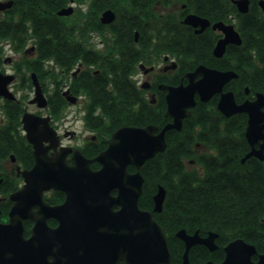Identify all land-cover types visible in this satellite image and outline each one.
<instances>
[{
  "label": "flooded vegetation",
  "instance_id": "1",
  "mask_svg": "<svg viewBox=\"0 0 264 264\" xmlns=\"http://www.w3.org/2000/svg\"><path fill=\"white\" fill-rule=\"evenodd\" d=\"M52 1L56 0H30L32 13L27 18L23 14L25 9L23 10L21 0H0V29L9 31L7 37L0 36V77L5 81L8 80L6 88L11 95L0 94V222H9V212L14 204L11 194L25 185L23 172L30 170L35 164L34 158L31 166L25 165L14 152L2 156L3 142L16 141L20 139L21 135L29 144L31 143L24 122L27 113L50 117V125L59 131L60 141L57 148L65 144L64 138L67 137L70 140L75 138V131L67 130L62 134L60 128V122L64 120L67 110L72 106L80 107L81 118L83 123L85 122L89 97L86 92L72 90L74 78L83 71H89L92 74L101 72V65H103L101 60L117 61L121 56L123 46L128 51L131 43L140 42L143 46H157L158 50L147 59L143 57L133 70L130 65H127L122 71V60L120 59L118 66H115L120 71L109 69L105 73L109 77L129 75L151 104L157 105L164 99L166 101L165 111H167L168 88L163 86L188 84L191 75L201 66L223 72L232 71L237 74L222 87L224 93H233L236 105L255 100L259 93L264 94L260 90L252 91L249 85H245L243 91L240 90L242 87L240 86L242 83L241 72L244 69L245 58L257 57L255 47L251 49H247L249 46L243 47L246 33L244 26L250 21L257 22L258 19H264V0H249L246 12L242 10L243 4L240 5L237 0H62L64 5L55 13L62 18L63 22L57 26L65 31L64 36L70 42L78 44L85 52L91 54V60H86L84 53L75 55L74 64L69 69L58 62L54 55H50L51 49H48L47 56H42L39 53L38 37L44 34L50 45L52 33L49 24L37 23L36 19H50L52 16L50 2ZM17 4L19 6L16 8ZM148 4L152 5L150 12L146 8ZM70 7L73 8L70 13H59ZM108 10L113 11L115 17L112 21L105 22L103 17ZM249 12L253 13L243 16ZM189 15H195L201 19L197 18L196 24L187 22ZM10 18L14 22H5ZM204 20H208L209 24L205 25ZM216 23H222L226 27L232 26L241 42L238 43L237 36L229 33L224 27L215 28ZM249 35L250 41L259 39L258 33L253 35L249 33ZM226 38L225 46L220 51H216L219 42H223ZM249 50L251 54L248 53ZM52 72L61 74L59 83L52 78ZM196 77L199 79L202 75ZM36 82L42 89L46 100L45 105H41L37 100L38 86ZM58 84L66 103L60 118L54 120L50 113L51 95L56 91ZM214 97H217V109L226 118L240 113L247 114L245 128L247 149L239 159L241 164L250 163L264 168V135L263 138L256 139L253 144L249 141L247 136L249 113L247 111H237L228 115L220 110L218 104L222 92L215 93L207 101L202 100L200 93L196 92V104L193 109L197 106L198 101L209 102ZM7 105L11 107L13 115L21 113V125L9 124ZM43 126L42 122L39 127ZM31 146L34 154L33 145ZM53 149H50V152ZM193 150L195 155L214 152L210 145L200 142L195 143ZM253 150L254 153L247 157ZM69 159H71V155H69ZM188 164L197 165L195 159H190ZM199 168L202 170L201 166ZM249 171L254 170L249 168ZM58 192L64 194H62L63 198L53 197ZM44 199L51 205H59L64 203L66 193L51 189L44 192ZM154 206L149 210L153 211ZM116 208L118 209V207ZM163 209L164 207L161 211L154 212V218L165 229L172 264H183L185 260L187 243L178 235L181 229H185L186 234L191 236L198 233L194 239L196 242L188 252L191 264H204L208 261L223 262L226 257L225 247L235 239H244L239 237L228 242L224 246L222 260L216 261L210 257L204 259L202 251L214 252L219 249V233L214 230L205 233L200 229L190 230L187 227L169 232L166 226H178L181 217L179 215L157 216L156 214L161 213ZM4 211H6V215L3 214ZM188 218L190 219V217ZM64 219L67 222L63 224L61 247L59 256H56V260H59L56 264H128L131 259L127 254L128 251L131 252L128 241L122 237L117 238L115 231H111L109 226L102 224L97 226L101 230L90 232L85 231L90 226L79 224L77 218L67 215L64 216ZM163 220L166 221V226L163 224ZM47 224L50 228H57L60 225V220L57 217H48ZM24 225L25 236L32 237L36 220L27 218L24 220ZM211 232L218 234L215 239L217 247L213 250L205 242ZM244 240L257 249L256 244ZM172 244L174 249L181 253V256H177L176 260L173 258ZM262 253L264 252H259L257 249L253 260L258 261L259 255ZM45 259L54 260L52 256H47ZM35 261L36 259L31 260L33 264Z\"/></svg>",
  "mask_w": 264,
  "mask_h": 264
},
{
  "label": "trees",
  "instance_id": "2",
  "mask_svg": "<svg viewBox=\"0 0 264 264\" xmlns=\"http://www.w3.org/2000/svg\"><path fill=\"white\" fill-rule=\"evenodd\" d=\"M20 3L23 10L25 9L24 16L28 18L32 13L30 0H21ZM63 5L62 0L50 2L52 12L50 19H36L37 23L49 24L52 33L50 45L45 35L41 34L38 37V47L42 56H47L48 49H51L50 55H54L58 62L69 69L74 64L75 55L84 53L85 59L91 60V54L85 52L78 44L70 42L64 36L65 31L57 26L62 24L63 20L55 12ZM18 6L19 4L16 8ZM151 7V4L146 6L148 12ZM250 13L253 12L243 16ZM5 22L14 20L10 18ZM255 22L250 21L244 26L246 33L243 47L249 46L247 49L255 47L257 57L245 58L240 90L249 85L252 91L264 92V19ZM8 32L0 29V36L7 37ZM249 33L252 35L258 33L259 39L250 41ZM130 46L128 51L122 47L121 56L115 62L101 60L103 64L101 72L92 74L83 71L73 80L72 90L86 92L89 97L85 127L94 132L96 138L88 139L81 146L85 155L89 157L96 156L106 148L112 132L124 124L144 126L153 123L162 128L171 120L165 116L164 99L157 105L151 104L129 75L109 77L105 73L109 69L120 71L115 68L120 59L122 71L127 65L133 70L143 57L147 59L158 50L157 46H143L140 42L131 43ZM248 53L251 54V51ZM52 78L59 83L61 74L52 72ZM51 99L50 113L56 120L62 115L66 103L59 90V84ZM7 110L9 124L21 125V113L13 115L9 105ZM247 118L245 113L226 118L217 109V97L209 102L198 101L192 115L184 120L183 128L167 132L166 150L156 154L142 166L145 183L140 206L152 209L154 195L159 186L164 185L167 189L164 209L156 215L181 217L178 226L167 227L166 221L163 220L169 232L187 227L190 230L200 229L205 233L210 230L219 233V249L214 252L202 251L204 259L210 257L216 261L222 260L224 246L239 237L256 244L258 251L264 252V168L250 163L241 164L239 159L247 149L245 138ZM197 142L210 145L214 152L195 155L193 146ZM3 143L2 156L14 152L25 165L33 164L32 146L23 136L20 135V139L16 141ZM191 157L196 158L202 170L188 164ZM93 167H99V163L94 162ZM249 168L254 171H249ZM129 169L136 170L134 166H130ZM62 194L58 192L53 197L61 199ZM3 214L6 215V211ZM172 253L174 260L181 256L173 244Z\"/></svg>",
  "mask_w": 264,
  "mask_h": 264
},
{
  "label": "water",
  "instance_id": "3",
  "mask_svg": "<svg viewBox=\"0 0 264 264\" xmlns=\"http://www.w3.org/2000/svg\"><path fill=\"white\" fill-rule=\"evenodd\" d=\"M237 2L243 4L244 12L248 11L249 0ZM72 9L70 7L59 13H70ZM114 17V12L108 10L104 13L103 21L110 22ZM197 18L200 17L189 15L187 22L196 24ZM204 21L205 25L209 24L208 20ZM214 27H224L237 36L232 26L216 23ZM236 40L241 42L239 36ZM226 41L227 38L219 42L216 51H220ZM197 75L202 77L198 79ZM234 76L237 74L232 71L223 72L201 66L191 75L188 84L164 85V88H168L166 115L173 117V120L161 130L155 124L122 126L113 132L108 146L94 158L87 157L79 148L61 146L58 149L60 140L56 129L50 125V117L27 113L24 117L25 129L34 147L35 164L23 172L25 185L11 194L14 204L9 212V222H0V264H33V259H36L35 264H56L59 260H56V256H59L61 247L63 224L67 222L63 218L67 215L77 218L79 224L90 226L86 230L84 228L85 231L101 230L97 226L106 224L111 231H115L117 238H125L131 248V252H127L131 258L128 264H172L163 227L156 221L152 211L143 210L139 206L145 182L141 168L148 159L167 148L168 130L182 129L183 119L191 114L189 108L196 104V92L200 93L204 101L222 92L219 109L228 115L247 111L249 141L253 144L262 137L264 94L259 93L255 100L236 105L233 93L222 91L223 85ZM7 82L0 77V94L11 96L6 88ZM36 83L37 100L45 105L42 89ZM42 122L44 126L40 128ZM52 148L55 150L50 152ZM70 153L72 164L68 160ZM253 153L254 150L247 157ZM96 161L101 164L97 169L92 167ZM130 165L136 166L135 172H130ZM51 189L65 191L64 203L51 205L45 201L44 192ZM165 196L166 189L160 186L154 196V211L162 210ZM48 217H57L60 225L50 228ZM27 218L36 220L34 234L30 238L25 236L24 220ZM178 235L187 243L183 264H191L188 252L196 242L194 239L198 233L191 236L186 234L185 229H181ZM217 236V233L211 232L205 240L212 250L217 247ZM225 251L223 262L208 261L204 264H264V253L259 255L258 261H254L253 255L257 249L244 239L231 241ZM47 256H52L54 260L48 261L45 259Z\"/></svg>",
  "mask_w": 264,
  "mask_h": 264
},
{
  "label": "rangeland",
  "instance_id": "4",
  "mask_svg": "<svg viewBox=\"0 0 264 264\" xmlns=\"http://www.w3.org/2000/svg\"><path fill=\"white\" fill-rule=\"evenodd\" d=\"M82 113L80 112V107H69L67 113L64 117V120L60 122V128L62 134H64L67 130L68 131H75L76 137L73 139L64 138V142L68 145L78 146L84 143L86 137L93 135V133L89 132L83 126L82 121ZM195 167H199L198 164Z\"/></svg>",
  "mask_w": 264,
  "mask_h": 264
}]
</instances>
